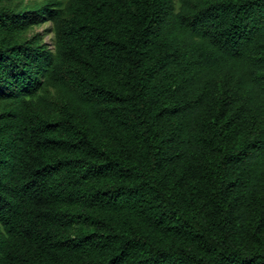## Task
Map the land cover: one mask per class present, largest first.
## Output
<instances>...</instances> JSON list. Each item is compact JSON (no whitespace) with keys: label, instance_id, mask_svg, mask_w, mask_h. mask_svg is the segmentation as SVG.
I'll return each instance as SVG.
<instances>
[{"label":"trees","instance_id":"obj_1","mask_svg":"<svg viewBox=\"0 0 264 264\" xmlns=\"http://www.w3.org/2000/svg\"><path fill=\"white\" fill-rule=\"evenodd\" d=\"M23 1L0 0V264H264V0ZM44 22L54 50L22 37Z\"/></svg>","mask_w":264,"mask_h":264},{"label":"rangeland","instance_id":"obj_2","mask_svg":"<svg viewBox=\"0 0 264 264\" xmlns=\"http://www.w3.org/2000/svg\"><path fill=\"white\" fill-rule=\"evenodd\" d=\"M49 0H25L21 3L13 2L12 6H19L20 10H24L26 5L33 6V4H46ZM59 2H62L64 5L69 0H57ZM7 3L3 2L0 3V8L3 6H6ZM179 7L178 2H176V8ZM24 39H31L36 38L40 41L41 44H45L50 48L51 50H54V44H55V34H54V27L51 22H44L39 25L33 26L29 28L25 34L22 36ZM50 98L55 103L57 110L60 108V96L59 93L52 88L48 89ZM74 214L78 217H81L83 214L80 210L74 209ZM80 224L76 225V232L78 235H84L89 233L90 231L94 230V226L90 221H86L84 217L80 218L79 220Z\"/></svg>","mask_w":264,"mask_h":264}]
</instances>
